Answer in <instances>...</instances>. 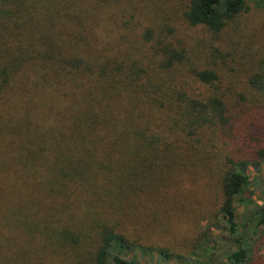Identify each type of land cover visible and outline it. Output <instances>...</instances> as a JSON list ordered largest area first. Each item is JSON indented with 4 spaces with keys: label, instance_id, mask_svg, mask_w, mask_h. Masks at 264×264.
<instances>
[{
    "label": "trees",
    "instance_id": "trees-1",
    "mask_svg": "<svg viewBox=\"0 0 264 264\" xmlns=\"http://www.w3.org/2000/svg\"><path fill=\"white\" fill-rule=\"evenodd\" d=\"M172 1L0 0V264H264L250 0Z\"/></svg>",
    "mask_w": 264,
    "mask_h": 264
},
{
    "label": "rangeland",
    "instance_id": "rangeland-1",
    "mask_svg": "<svg viewBox=\"0 0 264 264\" xmlns=\"http://www.w3.org/2000/svg\"><path fill=\"white\" fill-rule=\"evenodd\" d=\"M250 6L252 8V11L246 15L245 20L250 25V37L243 39L244 41L249 42V48L252 51V53L258 55L259 57L262 56V53H264V0H250L249 1ZM148 5L152 6H160L161 11L158 12L159 14V21L160 22H166L167 24H171L174 27L177 28V34L175 37H184L188 36L190 41H195L196 36L202 37L203 33L199 32L196 35V32L193 31V29H188L185 26H180V22L177 20V16L181 14V12L175 10L176 3L172 0H149L147 3ZM263 7V8H260ZM175 10V11H174ZM202 40V38H201ZM236 40H241V37L238 36ZM242 41V40H241ZM189 42V41H188ZM190 43V42H189ZM251 176L254 174V171L250 170ZM261 177V184L258 186V193L262 194V191H264V171L260 175ZM263 197V195H262ZM242 215H239V219H241ZM206 224L203 223L202 226H205ZM180 244V243H179ZM181 247H183L180 244ZM263 250V249H262ZM125 259H131L129 256H126ZM220 259L223 260V256L220 255Z\"/></svg>",
    "mask_w": 264,
    "mask_h": 264
}]
</instances>
